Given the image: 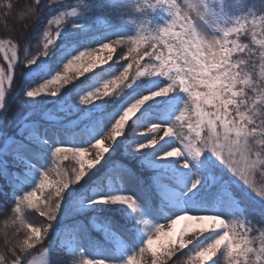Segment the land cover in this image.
Listing matches in <instances>:
<instances>
[{
    "label": "snow or ice",
    "instance_id": "obj_1",
    "mask_svg": "<svg viewBox=\"0 0 264 264\" xmlns=\"http://www.w3.org/2000/svg\"><path fill=\"white\" fill-rule=\"evenodd\" d=\"M259 3L108 0L127 10L134 33L98 38L93 0H0V180L11 190L0 203V264H106L86 252L92 229L132 246L112 264H264ZM156 9L167 14L162 26H151ZM14 14L19 29L8 26ZM33 66L50 78L25 83ZM21 86L17 110L30 106L13 117ZM42 94L57 97L54 112L32 106ZM69 126L78 131L61 139ZM121 149L123 162L110 155ZM101 161L107 171L88 186Z\"/></svg>",
    "mask_w": 264,
    "mask_h": 264
},
{
    "label": "trees",
    "instance_id": "obj_2",
    "mask_svg": "<svg viewBox=\"0 0 264 264\" xmlns=\"http://www.w3.org/2000/svg\"><path fill=\"white\" fill-rule=\"evenodd\" d=\"M13 2L17 4L18 8H20L24 5L26 0H13ZM70 2L75 4L76 0H70ZM249 4L254 7H260L259 0H249ZM55 10L56 9L53 7H48L43 9L42 16L44 20H46L50 15H52ZM90 15L96 18V21L92 27V32L90 34L96 35L98 38L111 37L113 35L124 34L126 32L134 33L135 26L128 21L129 16L127 15V10L125 9L117 10L109 7L108 0H93V9ZM121 16H123L124 19H120ZM166 18L167 15L164 18H162L161 11L159 9H156L151 14V20H152L151 26H162ZM7 23L9 27L15 25L17 29H19L21 26V22L19 21L18 16H16L15 14L12 19L7 21ZM4 24L5 21L3 19L2 14H0V33L4 31ZM42 27H43V21L38 22L37 25L31 30L33 36V43H34V37L42 29ZM57 43L59 44L60 41H57ZM53 59H55V57H53ZM50 75L51 74H46L43 71L42 67L36 68L35 66H33L31 71L23 77V80L25 81V83H27L28 81H32L37 77H42L44 79L50 78ZM24 90L26 89L23 86H21L20 88H17L16 91L13 92L11 95V100L9 104H10V114L13 117H18L20 114L26 111L27 108L30 106L29 104H24L23 106L20 107L19 111L17 110V101L20 100ZM42 95H44V99L41 100L40 97H37L36 98L38 102L37 105H32V106L37 107L39 111H46L48 113L54 112L55 106L57 104V99L54 101L53 100L54 96L49 97L47 94H42ZM24 99L25 101H30V98L25 97ZM63 129H66V131L69 133L75 130L72 127H66ZM5 130L10 133L16 130L14 125V120L9 121ZM110 155L115 157L117 160H120L121 162H123V159H125L123 157L122 149L116 153H110ZM104 164L105 161H101V164L93 168L89 173V175L85 177V180L89 181L88 186L95 185L103 177L104 173L107 171L106 167H103ZM147 174L148 173L146 171L144 175ZM262 180H264V177H257L258 183ZM81 183L84 182L82 181ZM10 196H11V190L6 186V181L0 180V203H3L5 199L10 198ZM248 203H249V208L252 211V215L259 218L261 214L260 205L255 201H249ZM103 207L106 209L108 206H103ZM112 207L116 208L118 206L113 205ZM100 215L104 217L107 216L108 218L113 217L117 221L122 222L119 213L101 211ZM4 218L5 217L3 215H0V230L4 228V224H3ZM76 219H83V217H75V218L69 217L64 221V223L71 224ZM93 238H94V243H93L94 248H99L104 245L105 241L104 238L102 237V232L100 230L93 231Z\"/></svg>",
    "mask_w": 264,
    "mask_h": 264
},
{
    "label": "rangeland",
    "instance_id": "obj_3",
    "mask_svg": "<svg viewBox=\"0 0 264 264\" xmlns=\"http://www.w3.org/2000/svg\"><path fill=\"white\" fill-rule=\"evenodd\" d=\"M161 11L162 14V18H164L167 14L163 9H159ZM57 99V97L54 96V101ZM71 127V126H69ZM78 131V129L73 130L71 133L67 132L66 129H62L59 133L60 138L61 139H68L71 138L73 136V133ZM107 187V185H106ZM127 189L128 190H136L139 192L138 189L135 188L134 184H129L127 185ZM110 191H119L120 189L118 187H112L110 189H108ZM101 217H104L102 215H100ZM109 219L114 220L117 224L122 223L117 221L115 218L113 217H109ZM161 223H163V220H161ZM183 223V222H181ZM100 229H92L90 231V242L89 241H85L84 242V247L86 249V252L88 255H100L105 259L106 264H112L113 261H115L116 259H123L124 255L127 252H130L132 250V246L125 244L123 241H119L115 244V246H113L110 242L107 241L105 233L100 230L102 232V237L104 238V245L99 247V248H94L93 243H94V238H93V231H98ZM138 243V241H137Z\"/></svg>",
    "mask_w": 264,
    "mask_h": 264
}]
</instances>
